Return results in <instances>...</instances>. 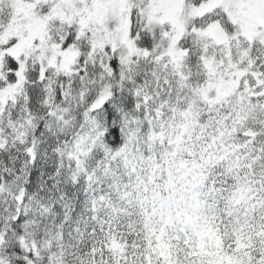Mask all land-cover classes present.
Returning a JSON list of instances; mask_svg holds the SVG:
<instances>
[{"label":"snow or ice","instance_id":"snow-or-ice-1","mask_svg":"<svg viewBox=\"0 0 264 264\" xmlns=\"http://www.w3.org/2000/svg\"><path fill=\"white\" fill-rule=\"evenodd\" d=\"M0 264H264V0H0Z\"/></svg>","mask_w":264,"mask_h":264}]
</instances>
